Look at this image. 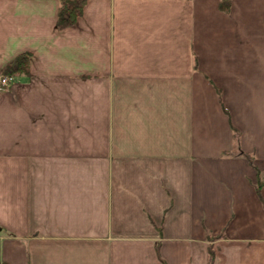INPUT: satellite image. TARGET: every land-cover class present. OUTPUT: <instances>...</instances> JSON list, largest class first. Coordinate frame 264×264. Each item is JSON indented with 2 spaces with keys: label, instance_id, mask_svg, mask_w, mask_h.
Masks as SVG:
<instances>
[{
  "label": "crops",
  "instance_id": "0c3cea01",
  "mask_svg": "<svg viewBox=\"0 0 264 264\" xmlns=\"http://www.w3.org/2000/svg\"><path fill=\"white\" fill-rule=\"evenodd\" d=\"M58 12L0 0V264H264V0Z\"/></svg>",
  "mask_w": 264,
  "mask_h": 264
},
{
  "label": "trees",
  "instance_id": "16d2710c",
  "mask_svg": "<svg viewBox=\"0 0 264 264\" xmlns=\"http://www.w3.org/2000/svg\"><path fill=\"white\" fill-rule=\"evenodd\" d=\"M89 0H59V12L57 19V29L66 30L74 27L79 19L82 17L85 7L87 6ZM221 9L228 12L229 2L223 1L221 3ZM33 59L32 53H23L19 55L13 62H11L4 70V75L20 78H29L31 76V61ZM230 154V153H229ZM228 155V153H227ZM245 157L251 165H253L254 157L248 154H244ZM264 188V172L258 171V183L256 190L258 196L260 197L263 206L264 199L262 196V190ZM209 259L208 264H218L219 260L214 250V242L217 238L209 236ZM160 242L156 245V252L163 264H167L161 256V246Z\"/></svg>",
  "mask_w": 264,
  "mask_h": 264
},
{
  "label": "built area",
  "instance_id": "2783aa9c",
  "mask_svg": "<svg viewBox=\"0 0 264 264\" xmlns=\"http://www.w3.org/2000/svg\"><path fill=\"white\" fill-rule=\"evenodd\" d=\"M15 78L7 75L0 76V92L11 88Z\"/></svg>",
  "mask_w": 264,
  "mask_h": 264
}]
</instances>
